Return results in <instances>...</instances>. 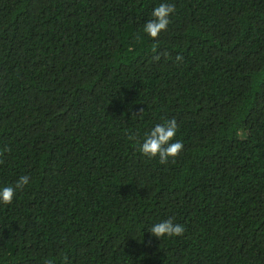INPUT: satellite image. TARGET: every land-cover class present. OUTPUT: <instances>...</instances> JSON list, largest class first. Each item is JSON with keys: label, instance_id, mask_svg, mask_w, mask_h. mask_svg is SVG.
Instances as JSON below:
<instances>
[{"label": "trees", "instance_id": "1", "mask_svg": "<svg viewBox=\"0 0 264 264\" xmlns=\"http://www.w3.org/2000/svg\"><path fill=\"white\" fill-rule=\"evenodd\" d=\"M172 118L167 164L129 139ZM5 148L0 189L30 183L0 240H264V0H0ZM167 219L184 234L148 231ZM46 261L264 264V241H0V264Z\"/></svg>", "mask_w": 264, "mask_h": 264}, {"label": "clouds", "instance_id": "2", "mask_svg": "<svg viewBox=\"0 0 264 264\" xmlns=\"http://www.w3.org/2000/svg\"><path fill=\"white\" fill-rule=\"evenodd\" d=\"M176 11L174 4L161 3L152 11L153 19L149 20L145 25L143 31L147 33L154 40L158 39L162 31H166L168 25L171 23L170 17ZM156 51V48H153ZM161 55L167 56L168 52ZM155 60L160 59V55L154 57ZM178 61H182L183 57L178 55ZM144 110H140V114L136 113L133 116H142ZM179 126L175 118L166 120L161 124H156L154 128L147 134L142 143L136 140L135 136H129V139L136 142L139 146V151L148 158L159 157L161 164H167L169 159H175L180 155L184 149L182 142L175 140ZM10 149H0V164L4 163L3 157ZM30 183V176L23 175L15 183V185L4 186L0 189V202L4 204H11L18 190H23L25 186ZM153 236L161 239L167 237L182 236L185 232V227L177 224L173 219L163 220L155 223L149 230ZM67 259V257H65ZM46 264H52L51 261H46Z\"/></svg>", "mask_w": 264, "mask_h": 264}]
</instances>
